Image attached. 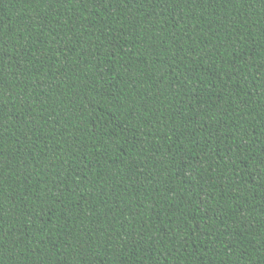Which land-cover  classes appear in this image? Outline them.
<instances>
[{
	"label": "trees",
	"instance_id": "16d2710c",
	"mask_svg": "<svg viewBox=\"0 0 264 264\" xmlns=\"http://www.w3.org/2000/svg\"><path fill=\"white\" fill-rule=\"evenodd\" d=\"M0 264H264V0H0Z\"/></svg>",
	"mask_w": 264,
	"mask_h": 264
}]
</instances>
